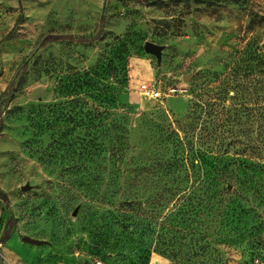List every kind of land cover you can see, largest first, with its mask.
<instances>
[{
    "label": "rangeland",
    "instance_id": "1",
    "mask_svg": "<svg viewBox=\"0 0 264 264\" xmlns=\"http://www.w3.org/2000/svg\"><path fill=\"white\" fill-rule=\"evenodd\" d=\"M0 190V264H264V0H0Z\"/></svg>",
    "mask_w": 264,
    "mask_h": 264
},
{
    "label": "built area",
    "instance_id": "2",
    "mask_svg": "<svg viewBox=\"0 0 264 264\" xmlns=\"http://www.w3.org/2000/svg\"><path fill=\"white\" fill-rule=\"evenodd\" d=\"M184 90L183 87H169L165 92H161L159 88H154L147 84H141L139 87V92L145 96L150 98H161L162 96H168L174 92H182ZM96 264H101V261L96 260Z\"/></svg>",
    "mask_w": 264,
    "mask_h": 264
},
{
    "label": "water",
    "instance_id": "3",
    "mask_svg": "<svg viewBox=\"0 0 264 264\" xmlns=\"http://www.w3.org/2000/svg\"><path fill=\"white\" fill-rule=\"evenodd\" d=\"M145 49L147 51H150V52H153L155 54H158L159 53V48L158 46H155L152 42H146L145 43ZM22 240L26 241V242H30V243H40L41 240H37V239H34V238H31L29 236H23L22 237Z\"/></svg>",
    "mask_w": 264,
    "mask_h": 264
},
{
    "label": "trees",
    "instance_id": "4",
    "mask_svg": "<svg viewBox=\"0 0 264 264\" xmlns=\"http://www.w3.org/2000/svg\"><path fill=\"white\" fill-rule=\"evenodd\" d=\"M176 142L179 144V145H181L182 144V141L181 140H176ZM178 144H176V145H178ZM178 147V146H177ZM0 197L3 199V200H5L6 199V196H5V194L0 190ZM9 230H7V232L2 236V239H6L8 236H9Z\"/></svg>",
    "mask_w": 264,
    "mask_h": 264
}]
</instances>
